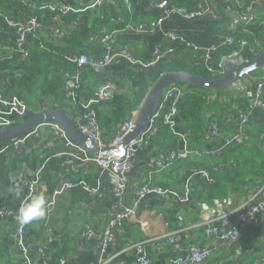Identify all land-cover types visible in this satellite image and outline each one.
<instances>
[{
  "label": "crops",
  "instance_id": "0c3cea01",
  "mask_svg": "<svg viewBox=\"0 0 264 264\" xmlns=\"http://www.w3.org/2000/svg\"><path fill=\"white\" fill-rule=\"evenodd\" d=\"M27 1L31 2L30 10L40 17L42 23L38 35L50 44L61 47L66 53L65 59L72 52L86 51L79 46V41H74V38L78 27L82 29L85 26L87 15L91 20V24L87 25L90 27L92 37L89 46H102L100 37L107 33L111 36L110 42L113 50H126L136 58L149 61L154 58L158 47L170 44L168 34H173L190 43L191 48H187L184 44H177L180 49L162 62L174 59L179 63L186 61L185 63L191 66L196 65L192 48L209 50L216 45L223 44L228 37L235 39L244 34L246 27L239 20L241 9L235 5L232 10H227L224 0H207L212 9L221 17L223 16V20L218 23L207 18L188 21L180 16H172L160 30L155 32H137L128 29V26L135 28L141 22L152 21L155 19H151L152 11L159 9L161 12L171 2L165 0V6L159 8L156 5L158 0H154L147 9H139L140 12H136V9L130 6V1L124 0L129 5L127 7L129 12H127L130 15V20L126 21L123 15L124 10L119 8L115 9L116 14L111 12V9L101 10L99 2L94 7L86 8L92 0ZM245 1L239 0L241 7L245 5ZM106 2L112 4L113 0H106ZM49 3L56 7L66 6L72 12L68 15L59 13L55 18L49 9L40 10V7ZM263 8L264 0H260L257 5L253 6L252 11L256 15L257 23L262 27L260 31L262 35H264V26H261L264 22L261 14ZM0 9L16 18L17 13L23 14L15 3L4 4L0 1ZM75 11L78 12L73 13ZM82 14L85 15L82 17ZM1 38L0 51L5 53L4 57L11 56L15 46L12 33H4ZM262 51H264V43L258 44L254 41L240 48L235 56L226 59L240 57L244 61H249ZM52 52L55 53V51ZM103 55L94 58L101 59ZM29 67V64L22 61L1 70L0 93L6 97L15 98L18 103L26 106L28 114L52 107L66 111L63 107L76 103L70 100V95L77 84L72 75L74 72H68L63 63L47 65L45 75L41 79H29L24 82L23 79ZM103 68L102 70V68L84 67L83 70L89 83L94 86L96 96L101 92H105L108 98L114 94L120 96L133 94L134 83L131 75L137 69L131 66L125 58H117ZM76 71L80 70L76 69ZM226 73L227 68L224 66V75ZM253 75L259 80H248L247 84L239 81L234 87L221 93L216 100H212L215 103L204 112L206 129L202 145L196 148L207 152V157L200 156L187 161H177L164 169L152 170L153 159L165 160L169 152L173 150L192 149L188 142L189 133L184 128L187 118L180 110L175 121V128L171 132V138L161 131L157 137L148 140L142 149L136 151L131 171L128 174V187L121 201L114 196L113 184L102 169L91 161H85L96 155L95 148L90 147L85 150L70 138L61 137L47 124L27 134L28 138L24 145L27 146L29 157L19 164L16 170L9 173L8 184L0 183V209L18 211L23 204L39 194H43L48 201L51 194L67 181L76 184L85 183L87 186V189L80 186L75 190H66L56 197L53 209H47L45 219L25 225L22 240L30 250V263L50 264V257L46 258L39 254V249L45 248L47 254L52 252L58 254L65 249L67 251L64 256L65 264H97L103 260H109V264H114L116 261L133 264L136 261L133 247L143 242L150 264H172L196 246L211 251V257L205 264H261L264 257L263 247L260 250L257 244L252 246L250 243L245 246L243 253L233 248L234 243H224L216 237L207 235L201 222L208 214L223 215L241 209L259 191H264V173L260 176L259 182L250 189L228 190L227 195L223 197L210 196L199 187L200 184L205 185L208 182L203 174L200 181H192L195 182L197 188L191 185V182L188 183L185 177L190 167L204 162L209 164L208 168L211 169L212 161L204 158L213 157L212 155L219 160L218 162L223 163V168L231 169L230 175L246 171L249 175H253L255 170L253 167H262L264 162V107L251 112V123L244 130V142L239 147L230 146L222 138L213 136L210 128L211 121L217 119L221 121L223 135L233 136L240 131V125H225L227 113L224 109L230 103L249 104L255 100L256 88L264 82V69ZM50 84L55 91L44 96L43 89ZM105 87H108L109 91H103ZM182 90L188 95L203 96L209 99V94L202 89L184 85ZM92 99L88 102L84 101V105L90 104L91 107L100 108L101 104L107 101H100L92 106ZM70 117L74 120L76 115ZM11 118H17V115H12ZM18 121L21 122L22 119ZM99 124L103 139L107 144L119 135L122 126L116 125L107 131L102 123ZM27 135L22 138L26 139ZM6 144L9 143L0 147L1 160L4 165H8V155L4 153ZM68 161H71L72 165H68ZM43 164H45V171L42 190L28 198L29 194L24 181L34 180ZM212 170L216 173L217 168L214 167ZM145 186L161 188L165 193L148 194L140 198L141 189ZM187 191L189 192L187 200L182 201L181 198ZM122 207L133 208L134 214L124 222L121 232L108 244L103 253L102 243L105 229L115 213ZM179 218H181V223H179ZM87 228L92 233H88ZM217 228L220 229L221 225L218 224ZM14 232L13 222L10 219L0 218V264H25L18 250L17 241L13 238ZM170 236L175 237L174 243L169 241Z\"/></svg>",
  "mask_w": 264,
  "mask_h": 264
},
{
  "label": "built area",
  "instance_id": "2783aa9c",
  "mask_svg": "<svg viewBox=\"0 0 264 264\" xmlns=\"http://www.w3.org/2000/svg\"><path fill=\"white\" fill-rule=\"evenodd\" d=\"M16 2L21 3L26 9H31L32 4L27 0H15ZM103 0H96L94 7L97 5V2L100 4ZM227 4L226 9L232 10L235 5L241 8L239 0H224ZM260 0H254L252 5L245 7L244 11L239 14V20L245 25L249 26L257 22L256 15L252 12L253 6L257 5ZM128 2V0H126ZM50 10L55 18L60 15L70 14L71 9L66 6H53L50 3L40 7V10ZM75 11L73 13H77ZM81 12V11H80ZM83 12V11H82ZM172 16H180L183 19L188 21H193L196 19L207 18L210 21L214 22L220 18V14L212 9L207 0H199V5L196 9L190 10L185 7H179L176 5L165 6L158 17L149 22L140 23L135 28L133 26H128V29L135 30L137 32H155L160 30L165 22ZM5 22L7 27L11 28L15 32V44L17 46V54L21 58H27L29 55V49L32 45V39L39 40L38 32L41 28V21L38 16H25L22 18L16 19L15 17L9 15H2L0 13V19ZM111 36L107 33H104L100 37V42L104 48V55L101 59L89 58L86 54H70L66 57V60L72 65L79 67H93V68H103L114 62L117 58H125L131 66L140 71H148L155 67L159 62L169 59L172 55L175 54L176 49L173 46L174 44H184L185 46L190 47V43L184 41L183 39L173 35L168 34L169 45H162L155 50L154 58L149 61H143L139 58L134 57L126 50L115 51L110 42ZM234 42L233 37H228L223 44L216 45L209 50H200L199 48L194 47V58L196 65H205L209 71L213 69L212 64L214 63V55L222 48L231 46ZM242 47L246 46L245 41L242 42ZM44 48L43 46H41ZM235 56V54L233 55ZM11 56L1 57L0 56V65L4 59H10ZM232 57V56H230ZM227 57V58H230ZM226 59V58H225ZM224 61V59H223ZM223 70V62L219 65ZM69 74V73H68ZM76 79V87L72 94L70 95V100L77 102L78 94L77 90L79 89L80 81V71H75L72 73ZM109 91L108 87H105L103 91ZM263 95H264V82L260 83L255 91V100L252 105L249 106L248 111L240 113L237 116V125H240V131L233 136L223 135L220 127L217 122H212L210 128L212 135L215 137L222 138L226 144L235 147H239L244 142V130L251 123L250 115L251 112L257 108H263ZM184 96V92L180 84H171L165 91L161 104L158 110L153 114L150 126L148 130L144 133L142 137L138 140L132 142L125 151L123 157H116L112 151L118 148L121 144L123 137L129 133L133 128L132 117L129 118L125 123L122 124L119 135L109 144H107L103 139V133L101 126L98 122L96 113L90 109L89 105H82L83 112L76 115L74 122L76 123L79 131L84 134L88 141L91 142L94 148L97 150V154L94 157L85 159V161H91L97 166H99L104 174H106L113 184V194L120 201L123 199L125 192L128 187V174L132 168V162L137 150L142 149L144 144L154 138L158 134V122H163L168 125L170 129L174 130L175 121L177 116L180 114L179 102ZM108 100L107 94L104 92L99 93L96 98L91 100V104L106 101ZM28 114V108L17 102L15 98L6 97L0 93V127H11L16 125L23 117ZM12 115H17V118H11ZM227 123H231L233 126L236 123H232L229 119L226 120ZM45 125V124H44ZM50 125L55 132L60 134L61 137L67 138L65 131L56 123L47 124ZM28 138H16L12 141V144L15 148L19 149L24 145ZM69 138V137H68ZM208 154L207 152L195 149H184L183 151L173 150L169 152V155L165 160L153 159L152 160V170H161L164 169L169 164H172L177 161H187L191 158H198ZM68 165H72L71 161L67 162ZM45 169V164H43L36 174L34 180L24 181V186L28 190V198L31 197L34 193L42 190V174ZM206 180L210 183V177L206 172H202ZM78 186H82L83 189H87L85 183L76 184L72 181H67L57 189L47 201V209L52 210L55 204V199L57 196L63 194L66 190L75 189ZM264 191H259L253 198L247 201L243 207L237 211L229 212L223 215L208 214L204 217L201 222V226L204 227L205 233L211 237H216L222 242L234 243L237 242L241 234L252 225L257 218L261 217L264 214ZM165 191L158 187L145 186L141 189L139 197L142 198L148 194H164ZM189 192L187 191L182 201H186ZM18 211L12 209H0V218L1 219H10L14 226L15 232L13 233V238L17 241L18 250L21 252L22 259L25 264L30 263V250L23 243V236L25 232V225L21 224L17 220ZM134 214L133 208L122 207L115 216L110 221L109 225L104 232V240L102 243V252L105 253L108 244L114 240L115 236L121 232L124 222L129 219ZM235 218V220H233ZM179 223H181V218H179ZM220 224L221 228H217V225ZM88 233H92L90 229L87 228ZM171 243L175 242V237L168 238ZM136 253V261L133 264H150L149 259L146 256L144 243L140 242L134 245L133 247ZM39 254L43 257L49 258L45 248L39 249ZM211 257V251L203 247H193L185 255L177 258L172 264H205ZM109 260H103L97 264H109ZM59 264H65V261H61ZM114 264H123L119 261L114 262ZM264 264V257L261 262Z\"/></svg>",
  "mask_w": 264,
  "mask_h": 264
},
{
  "label": "trees",
  "instance_id": "16d2710c",
  "mask_svg": "<svg viewBox=\"0 0 264 264\" xmlns=\"http://www.w3.org/2000/svg\"><path fill=\"white\" fill-rule=\"evenodd\" d=\"M4 2V4L15 3L16 7H19L23 14L17 13L16 19L22 18L25 16H38L32 13V10L26 9L24 6L22 7L21 4L16 3L15 0H0ZM130 6L136 9V12H140V10H145L150 6L154 0H129ZM171 2L172 5H176L179 7H185L190 10H194L199 5V0H166ZM197 1V2H196ZM254 0H246L245 5L242 6L240 9V13L244 11L245 7L252 5ZM101 10L109 11L116 14L115 9L119 8L124 10L123 15L126 21H129V14L127 7L129 5L126 4L124 0H113V3L103 2L100 4ZM227 7V4H226ZM140 9V10H139ZM104 11V14H105ZM128 11V12H127ZM160 10L156 9L152 11L151 19L156 18L160 15ZM31 12V13H29ZM0 13L2 15H9L8 12H4L0 9ZM85 14H82L83 17ZM14 16V15H13ZM12 16V17H13ZM39 17V16H38ZM107 17V16H106ZM109 17V16H108ZM107 17V18H108ZM40 18V17H39ZM109 20V19H108ZM223 20V16L216 21L218 23ZM86 24L82 29H79L75 33L74 41H79V46L86 51L75 52L71 54H86L89 58L99 57L102 56L104 53V48L101 45L89 46L91 43V30L90 27L87 25L90 23V17L87 15L85 17ZM125 23L127 24V22ZM151 21V20H150ZM97 23V22H96ZM143 23V22H141ZM94 26L96 24H93ZM134 25V24H133ZM93 26V27H94ZM125 26V25H124ZM92 27V28H93ZM259 23H254L249 26L245 27V33L237 36L234 39V42L231 46L222 47L215 55H214V63L212 64L213 69L209 71L205 65H194L191 66L187 63H179L176 60L166 61V62H159L155 67L148 71H140L135 70L132 75V81L134 83V92L129 96H120L117 94L112 95L108 98V102L101 104L100 108L97 106H90V109L95 111L97 115V119L99 123H102L107 131H110L114 126H119L125 123L129 118H131L133 112L137 110L139 105L141 104L142 100L144 99L149 86L157 79V77L163 72H171V71H188L192 74L204 77L206 79H217L224 75L223 70L219 67V65L223 62V59L233 56L237 53V51L242 48V42L245 41L248 43H254V41L258 42V44L264 43V35H258L261 31ZM12 33L13 38L15 39V32L13 29L7 27L5 22L0 19V40H2V34L4 33ZM255 33V35H254ZM39 36V35H38ZM39 40L32 39V45L29 49V55L27 58H21L19 54H17V46L15 44L13 54L11 55L10 59H4V61L0 65V72L1 70L5 69L6 67H10L12 65H16L18 62L25 61L27 65L29 64L30 67L27 69L26 75L24 77V82L28 81L29 79H41L43 75H45V68L47 65H55L59 64V62L63 63L68 72H75L76 69H79L81 72L80 81H79V89L77 90L78 94V101L76 103H70L63 107L66 109V113L69 116L74 117L75 115L80 114L83 112L82 105H84V101H89L92 98H96V91H94V86L89 83L86 75L83 73L84 67H77L76 65H72L69 63L65 58V51L61 49V47L50 44L41 36L38 37ZM43 46L44 48H42ZM178 51L180 46L177 44L173 45ZM80 48V49H82ZM52 51H55L53 53ZM3 52L0 51V56L4 57ZM70 55V54H69ZM100 56V57H101ZM6 57V56H5ZM25 64V63H24ZM87 67V66H85ZM23 83V82H20ZM181 87L184 84H180ZM196 89H200L195 87ZM201 90V89H200ZM55 91L53 86L50 84L47 87H44L43 94L44 96H48ZM71 102V101H70ZM104 102V101H103ZM254 102V101H253ZM252 103L242 104L238 102L236 104H228L224 110L227 113L225 115V119H229L232 123L237 124V116L240 113H244L248 111V108ZM264 102V97H263ZM102 103V102H101ZM215 103L208 97L203 96H196V95H188L184 93V96L181 98L179 102V109L186 115L187 121L185 123V130L189 133L188 134V142L191 145L192 149H197V146L202 145L203 135L206 129V120L204 116V112H206L207 108ZM212 120V119H211ZM217 122L220 130H222L221 121L214 119L211 121ZM210 123V124H211ZM225 125L233 126L231 123H225ZM158 127V134L162 131L168 138H171L172 129L163 122L157 123ZM1 128V127H0ZM222 132V131H221ZM223 133V132H222ZM154 137V138H155ZM11 142V143H10ZM6 147L4 148V153L8 155V165H4L1 160V153H0V183L8 184L9 181V173L16 170L17 166L23 163L25 160L28 159L29 155L27 154V146L23 145L21 148L17 149L12 144V141L7 142ZM243 145V144H242ZM29 147V146H28ZM197 147V148H196ZM208 154H204L207 157ZM210 155V154H209ZM213 157H208L204 159H209L212 161L211 169L208 168L206 162L203 164H198L196 166L190 167L186 173V181L193 184L195 186V182L192 181H200L202 179V172H206L211 182H206L205 185L200 184V188L203 189L204 192L208 193L210 196L214 197H223L226 196L228 190L239 191L243 188L246 190L250 189V187L256 185L259 182L260 176L264 173V162L262 163V167L255 166L253 167L255 170L253 171V175H249V173L241 172L238 174L230 175L231 169L223 168V163L218 162L219 160L212 155ZM264 158V157H263ZM217 168L216 173L213 172V168ZM238 167V165H237ZM236 167V168H237ZM45 171V169H44ZM44 171L42 174V179L44 175ZM225 175V176H224ZM227 175V176H226ZM208 185V186H207ZM262 186V185H261ZM80 186L76 187L78 189ZM197 188V186H195ZM75 190V189H74ZM229 243V242H224ZM253 246L255 244L261 249L264 248V214L257 218L256 221L250 225L239 237L237 242H234L233 248L241 250L243 253L245 251V246L250 244ZM263 247V248H262ZM50 255V264H59L61 261H65V255L67 251L62 249L61 252L57 253H48Z\"/></svg>",
  "mask_w": 264,
  "mask_h": 264
},
{
  "label": "water",
  "instance_id": "95a60500",
  "mask_svg": "<svg viewBox=\"0 0 264 264\" xmlns=\"http://www.w3.org/2000/svg\"><path fill=\"white\" fill-rule=\"evenodd\" d=\"M105 1L103 0L102 3ZM94 3L95 0H92L86 8L93 6ZM165 4V0H158L156 2L159 8L164 7ZM261 14L264 18V8L261 10ZM261 26H264V22L261 23ZM224 66L227 68V73L217 79H206L188 71L161 73L149 86L144 99L134 112L132 118L133 128L123 137L121 144L112 153L116 157H123L126 148L144 135L150 126L153 114L161 104L166 89L171 84L177 83L200 88L209 94V99L216 100L221 93L234 87L239 81L247 84L248 80H259L253 74L264 69V51L257 53L249 61H244L240 57L236 59H224ZM52 123L58 124L65 131L66 135L80 147H83L85 150L90 147L94 149L93 144L79 131L74 120L65 111L56 107L46 108L37 113H29L16 125L0 128V147L9 141L32 133L44 124Z\"/></svg>",
  "mask_w": 264,
  "mask_h": 264
},
{
  "label": "clouds",
  "instance_id": "9594fccd",
  "mask_svg": "<svg viewBox=\"0 0 264 264\" xmlns=\"http://www.w3.org/2000/svg\"><path fill=\"white\" fill-rule=\"evenodd\" d=\"M47 215V200L43 194L34 196L23 204L17 213V220L24 225L45 219Z\"/></svg>",
  "mask_w": 264,
  "mask_h": 264
},
{
  "label": "rangeland",
  "instance_id": "374dc122",
  "mask_svg": "<svg viewBox=\"0 0 264 264\" xmlns=\"http://www.w3.org/2000/svg\"><path fill=\"white\" fill-rule=\"evenodd\" d=\"M263 32H264V30H263ZM262 33V32H261ZM260 32L258 33V35H262Z\"/></svg>",
  "mask_w": 264,
  "mask_h": 264
}]
</instances>
